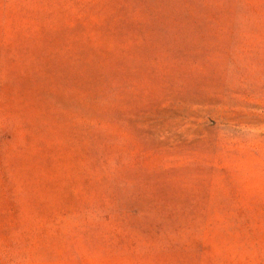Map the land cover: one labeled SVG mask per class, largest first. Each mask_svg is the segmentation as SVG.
<instances>
[{"label":"rangeland","instance_id":"obj_1","mask_svg":"<svg viewBox=\"0 0 264 264\" xmlns=\"http://www.w3.org/2000/svg\"><path fill=\"white\" fill-rule=\"evenodd\" d=\"M0 264H264V0H0Z\"/></svg>","mask_w":264,"mask_h":264}]
</instances>
